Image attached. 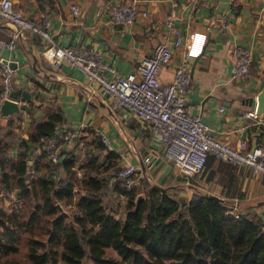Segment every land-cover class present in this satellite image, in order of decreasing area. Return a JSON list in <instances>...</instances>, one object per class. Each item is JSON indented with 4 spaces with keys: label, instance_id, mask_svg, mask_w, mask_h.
<instances>
[{
    "label": "crops",
    "instance_id": "crops-1",
    "mask_svg": "<svg viewBox=\"0 0 264 264\" xmlns=\"http://www.w3.org/2000/svg\"><path fill=\"white\" fill-rule=\"evenodd\" d=\"M11 1L27 18L49 20L50 30L61 46L92 48L122 74L136 73L140 60L150 55L158 43L170 44L173 59L159 72L163 84L173 80L182 52L171 43L172 35L165 23L172 14L192 53L189 111L200 115L212 132L233 146L243 139L248 147L264 145V111L256 112L257 96L264 88V0H208L205 6L192 0ZM128 3L136 4L147 15L131 24H114L111 8ZM73 5L79 7L78 12ZM11 31L12 26L0 20V60L14 67V90H28L30 99L18 95L19 103H26L29 109L21 110L0 129V136L9 143L5 159L8 173L9 165L24 150L21 144L53 118L61 130L74 133L73 143L61 147L60 158L69 152L76 158L74 169L79 184L84 178L81 164L89 158H99V171L112 164L102 175L114 178L128 164L139 167L143 181L159 176L164 179L168 174L179 176L146 123L105 95L79 68L67 63L54 67L43 53L46 42L37 35L26 32L10 50L7 43L12 38ZM236 44L244 45L253 55L250 75L240 79L232 77ZM1 67L0 63V94ZM29 146L31 167L35 161H47L40 141ZM146 157H151L149 163ZM200 175L209 194L234 200L235 209L243 208V212H254L264 219V176L246 165L213 156L208 157ZM64 176L63 172L61 177ZM22 206L17 191L7 192L0 184V208L12 213ZM61 206L65 209L62 203Z\"/></svg>",
    "mask_w": 264,
    "mask_h": 264
},
{
    "label": "trees",
    "instance_id": "trees-1",
    "mask_svg": "<svg viewBox=\"0 0 264 264\" xmlns=\"http://www.w3.org/2000/svg\"><path fill=\"white\" fill-rule=\"evenodd\" d=\"M53 120L21 144L10 173L9 143L0 136V184L23 201L18 212L0 208V264H264V219L237 211L230 200L203 192L178 196L146 180L127 188L121 177L102 175L112 164L99 171V158L81 164L79 184L70 152L32 168L29 144L52 134Z\"/></svg>",
    "mask_w": 264,
    "mask_h": 264
},
{
    "label": "built area",
    "instance_id": "built-area-1",
    "mask_svg": "<svg viewBox=\"0 0 264 264\" xmlns=\"http://www.w3.org/2000/svg\"><path fill=\"white\" fill-rule=\"evenodd\" d=\"M202 6L208 0H192ZM177 6V3H173ZM75 12L79 11L73 5ZM136 4L115 5L111 8V20L116 25L133 23L139 16H146ZM0 20L12 26V38L7 43L10 50L16 47V41L26 32H31L46 42L44 54L51 64L60 68L65 63L79 68L90 81L96 82L99 89L112 98L130 115L146 123L160 146L165 157L173 161L179 173L188 178L199 176L205 168L209 156L239 165H246L256 174L264 176V145L248 147L246 140H240L233 146L211 131L209 125L200 115L192 114L188 109V91L192 81V53L187 48L186 36L176 26L175 17L170 14L166 25L172 35V44L182 48L181 56L171 82L163 84L159 79L162 66L173 59L170 44L158 43L152 53L143 57L137 72L122 74L103 56L92 48H73L61 46L50 30V22L29 19L16 10L11 0H0ZM234 66L232 77L240 79L250 75L253 60L252 51L242 44L233 48ZM2 89L0 104L9 99L13 87L14 67L10 62L0 60ZM106 145L109 141L102 138ZM47 160L57 163L60 160V149L74 141V133L61 130L56 125L50 135L39 138ZM146 157L145 162H150ZM139 170L137 165L128 164L118 176L125 181L127 188L135 184L134 175ZM123 197H126L123 195Z\"/></svg>",
    "mask_w": 264,
    "mask_h": 264
},
{
    "label": "rangeland",
    "instance_id": "rangeland-1",
    "mask_svg": "<svg viewBox=\"0 0 264 264\" xmlns=\"http://www.w3.org/2000/svg\"><path fill=\"white\" fill-rule=\"evenodd\" d=\"M141 171V170H140ZM139 170L137 171V173L134 175V179H135V184L138 183L139 181V185L145 184L142 179L139 177ZM182 174H179V176L174 175V174H168L164 179L163 177L159 176L156 179H153L151 177V179H148V183L153 185V184H159L162 186L167 187L170 190V193L172 194H176L178 196H191L193 193L196 192H203V193H208L209 189L207 188V186L203 183V177L201 175L199 176H195V177H186V176H181ZM108 193L110 194L111 191L109 190ZM117 201V200H115ZM231 202L235 205L236 202L234 200H231ZM10 203V202H9ZM125 204V198L120 197V200L117 201V206H118V210L120 212H122L123 209V205ZM10 205V204H8ZM13 206V204H11ZM64 206V205H63ZM113 206H116V202H113ZM73 208V206H71ZM64 208L66 210L70 209V205H66L64 206ZM242 207H240L239 209H241ZM243 210V208H242ZM239 210V211H242ZM238 211V210H237ZM108 255H114V252H112V250L108 251Z\"/></svg>",
    "mask_w": 264,
    "mask_h": 264
},
{
    "label": "water",
    "instance_id": "water-1",
    "mask_svg": "<svg viewBox=\"0 0 264 264\" xmlns=\"http://www.w3.org/2000/svg\"><path fill=\"white\" fill-rule=\"evenodd\" d=\"M18 95H22V97L26 100L30 99V92L28 90H24V89H16L13 90L10 98L4 100V102L0 105V129L1 126H6L8 125V122L10 120L11 117H13L14 115L20 114L21 110L26 109L28 110V105L26 103H19V101L17 100ZM254 100V97H253ZM264 111V88L263 90L258 94L257 96V113H261ZM155 185H159V184H155ZM212 197L216 198V199H222L216 195H211ZM143 194H140L138 196V199L142 198ZM57 206L60 208L61 211H65L61 204L58 203Z\"/></svg>",
    "mask_w": 264,
    "mask_h": 264
}]
</instances>
